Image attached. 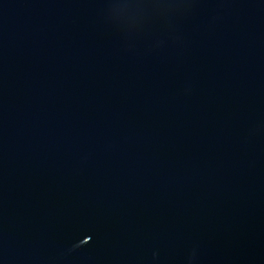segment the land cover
<instances>
[{
  "label": "water",
  "instance_id": "1",
  "mask_svg": "<svg viewBox=\"0 0 264 264\" xmlns=\"http://www.w3.org/2000/svg\"><path fill=\"white\" fill-rule=\"evenodd\" d=\"M0 264H264V0H0Z\"/></svg>",
  "mask_w": 264,
  "mask_h": 264
}]
</instances>
